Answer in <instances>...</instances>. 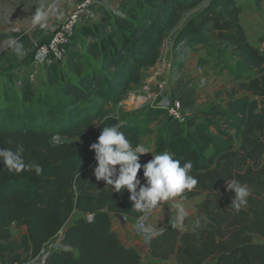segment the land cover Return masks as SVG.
<instances>
[{
    "label": "trees",
    "instance_id": "1",
    "mask_svg": "<svg viewBox=\"0 0 264 264\" xmlns=\"http://www.w3.org/2000/svg\"><path fill=\"white\" fill-rule=\"evenodd\" d=\"M204 1L201 10L180 23L184 13ZM138 5L140 10L128 18L115 17L114 27L106 21L88 33L85 53L95 66H84L71 42L64 59L69 76L47 73V80L67 99L62 113L36 116L27 78L21 80L14 109L5 93L0 96V147L22 144L25 162L42 169L10 172L0 164V264L25 263L60 230L59 249L49 252L42 264H140L139 253L123 246L113 232L111 215L138 219L145 214L132 210L127 190L113 192L112 186L95 180L90 145L103 126L115 124L138 146L137 127L119 122L104 106L118 104L141 83L143 70L155 66L167 34L175 28L174 48L212 38L230 47L256 77L229 93L223 107L210 106L198 117L187 116L183 124L167 115L166 134L155 152L169 151L182 163L192 161L191 175L198 184L182 194L184 203L206 196L195 205L192 230L168 225L150 239V257L163 262L175 254L177 264H264V240L252 241L255 235L264 238V44L248 42L237 0H138ZM5 38L0 33V41ZM181 105L185 110L191 103ZM155 112L166 114L160 107L148 114ZM55 137L65 140L53 144ZM148 161L139 159L142 165ZM137 176L143 183L142 169ZM232 179L250 191L239 212L230 206L233 193L225 190ZM205 217L211 223L205 224ZM12 225L27 230L17 247L11 243Z\"/></svg>",
    "mask_w": 264,
    "mask_h": 264
},
{
    "label": "rangeland",
    "instance_id": "2",
    "mask_svg": "<svg viewBox=\"0 0 264 264\" xmlns=\"http://www.w3.org/2000/svg\"><path fill=\"white\" fill-rule=\"evenodd\" d=\"M84 1L86 0H0V33L7 36L0 41V96L5 93L9 97L8 105L12 109L20 95L21 80L27 78L34 95L30 108L36 116L51 117L64 111L67 99L56 85L47 80V73H63L69 76L65 60L42 65L37 61L36 53L38 47L47 42L52 33L67 23L73 15L77 16L73 25V48L83 59L84 66H95L89 62L85 53L90 40L88 33L93 32L95 25L102 26L106 21L114 27L115 17L128 18L129 13L140 10L138 0H89L86 9L78 12V7ZM206 2L184 13L180 23L195 15ZM237 3L243 8L240 23L248 42L263 46L264 0H237ZM38 10L45 15L40 23L34 24L33 17ZM175 31L176 28L167 34L157 66L153 70H143L141 83L134 86L118 104L104 106L106 113L119 122L137 127L138 146L149 149V154L141 155L140 158L151 160L152 155H156L158 140L166 134L167 114L155 112L152 116L148 114L149 111H156L165 101L180 100L191 103V106L183 110L184 115L198 117L210 106L223 107L229 93H236L241 84H247L250 77H256L254 71L239 63L237 55L230 47L212 38L205 44L192 43L186 47L174 48L172 39ZM106 32H109L108 27ZM14 40L23 45V55L8 51ZM139 93L152 96L145 102H138L136 96ZM238 94L241 95L242 92ZM58 140L65 139L55 137L52 143L55 144ZM205 196L206 194L198 195L187 203L190 208H195ZM163 208H173L170 200L153 211ZM137 229L141 231L138 227ZM9 230L12 234L11 243L17 247L27 230L21 225H12ZM57 236L47 243L45 252L59 248ZM263 240L260 236L252 237L253 242ZM17 252L24 257L21 250ZM39 258L38 254L30 255L25 263L38 264ZM144 263L145 261L142 262ZM166 263L171 264L170 260Z\"/></svg>",
    "mask_w": 264,
    "mask_h": 264
},
{
    "label": "clouds",
    "instance_id": "3",
    "mask_svg": "<svg viewBox=\"0 0 264 264\" xmlns=\"http://www.w3.org/2000/svg\"><path fill=\"white\" fill-rule=\"evenodd\" d=\"M44 15L43 11L38 10L33 17V23H40ZM12 47L18 55L24 54L23 45L18 41L14 40ZM24 151L22 144H17L15 149L0 147V164L10 172L32 168L40 172L42 169L39 165L25 162ZM90 151L94 152L96 166L93 175L96 181H103L105 186H112L113 192L127 190L132 210L145 215L150 214L163 202L174 200L177 227L183 228L188 212L182 194L191 192L198 184V180L191 175L192 161L182 163L173 153L163 151L152 155V159L142 165L139 158L141 155L149 154V149L134 146L115 124L103 126L96 142L90 145ZM141 169L143 183L137 176ZM225 186L226 191L233 193L231 208L236 212L241 211L247 205L250 196L248 186L237 179L228 181ZM204 222L211 223L207 217L204 218ZM196 225L200 226V221H196Z\"/></svg>",
    "mask_w": 264,
    "mask_h": 264
},
{
    "label": "crops",
    "instance_id": "4",
    "mask_svg": "<svg viewBox=\"0 0 264 264\" xmlns=\"http://www.w3.org/2000/svg\"><path fill=\"white\" fill-rule=\"evenodd\" d=\"M252 45H256V44H252ZM156 66L157 63L155 64L154 67L149 69L153 70ZM170 202L172 203V205L174 204V200H170ZM184 204L188 212V216L184 221L183 228L180 227L178 228L181 230L190 231L194 226L197 213L194 207L190 208L191 206L188 203H184ZM145 218H146V228L140 231L136 227V222L139 218L133 219L121 214H112L111 227L113 232L117 235L118 240L123 246L128 248H133L139 253L141 258L140 264H142V262L144 261L146 264H167L166 262L168 260H170L171 264H177L175 259V254L172 255L167 261H163V262L153 260L149 254V241L151 238L158 235L168 225H175L177 227L175 208L174 207L163 208L160 211L155 210L152 211L150 214L145 215Z\"/></svg>",
    "mask_w": 264,
    "mask_h": 264
},
{
    "label": "built area",
    "instance_id": "5",
    "mask_svg": "<svg viewBox=\"0 0 264 264\" xmlns=\"http://www.w3.org/2000/svg\"><path fill=\"white\" fill-rule=\"evenodd\" d=\"M88 3H89V0H86L83 3H81V5L78 7V12L80 11L82 12L83 10H85ZM76 19H77V16L73 15L67 23L63 24L61 27H59L57 30H55L52 33L50 39L47 42H45L44 44L38 47L37 53H36L38 62H40L42 65H46V64L57 63L59 61H64L67 47L74 40L73 25ZM151 96L152 95H146L144 93H139L136 96V100L138 102H145L147 98L149 100ZM159 107L163 109L171 119L178 122L179 124H183L185 122L187 115L183 114L184 109L182 108L181 102L179 100H172L170 102L165 101ZM145 221L146 220H145V215H144L143 217L138 219L137 227L141 230H144ZM62 234H63L62 230H60L57 234L58 235L57 236L58 245H59V240ZM54 250H57V249L55 248L51 251H54ZM51 251L45 252L43 249L42 252L38 254L40 255L38 264H42L45 256ZM23 264H26V263H23Z\"/></svg>",
    "mask_w": 264,
    "mask_h": 264
}]
</instances>
